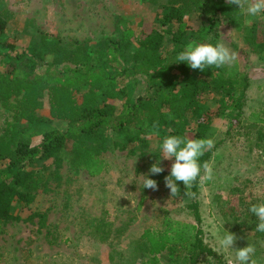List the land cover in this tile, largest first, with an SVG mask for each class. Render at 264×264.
I'll return each instance as SVG.
<instances>
[{
    "label": "rangeland",
    "instance_id": "obj_1",
    "mask_svg": "<svg viewBox=\"0 0 264 264\" xmlns=\"http://www.w3.org/2000/svg\"><path fill=\"white\" fill-rule=\"evenodd\" d=\"M166 2L0 0V10L7 9L14 15L3 37L14 41L17 47L15 51L25 47L23 45L27 44L34 28L37 33L32 34V43L39 41L41 33H46L50 41L59 39L62 45L68 47L73 46L75 39L84 38L83 34L87 36L86 41L96 47L105 38L115 37L117 30L122 32L126 28L134 32V39L140 38L142 31L170 28L162 25L165 12L163 5ZM253 19L262 22L259 23L260 31L264 25V13L251 17L249 22L252 23ZM185 22L188 36L185 48L192 41L200 44L212 39L210 44L213 45L222 42L237 53L235 64L240 72L247 75L243 112L238 124L232 125L227 116L230 111L234 114L230 99L210 89L196 95L202 110L220 108L218 116L212 119L209 130L203 136L213 139L214 144L221 141L208 161L213 167L214 178L199 183L196 197L173 198L165 186L164 172L171 169L175 158H162V143L167 136L192 139L197 118L190 111L186 115L185 129L179 135L171 133V128L166 126L157 129L155 134L138 133L141 140L127 142L123 136L104 132L106 140L98 152L104 169L98 175L92 176L84 169L72 168L66 158L63 161H59L58 157L38 160L28 165L44 178L47 191L37 195L29 206L14 205L13 213L21 220L9 221L2 228L0 264H62L63 261L64 264H106L108 258L100 253L99 246L97 249L95 236L116 235L114 244L119 250L125 247L132 249V244L139 241L145 228L159 225L164 209L169 211L173 219L195 224L191 211L186 208L193 200L199 204L203 241L219 255L215 259L203 254L197 264H235L237 249L248 244L256 248L254 259L257 264H264V233L256 231L259 221L249 211L252 204L264 203V123L253 121L256 118L264 119V58L261 57L264 56V50L259 52L260 56L250 51L242 36L225 24H216L203 42H199L194 39V35L202 24V17L191 14ZM22 29L32 32L25 37L19 35ZM256 32L253 31L254 35ZM2 40L0 73L13 61L16 74L32 76V72L22 69L20 60L4 55ZM86 41L82 40L83 43ZM132 46H137L136 40H133ZM174 49L175 46L166 39L160 53L171 58ZM131 51L130 48L125 56L130 64ZM92 53L93 49L90 50V56ZM182 66L192 70L186 62L177 59L169 70V86L173 92L180 90L184 78ZM41 70L42 66L36 72ZM121 86L128 91V101L146 92V82L141 77H128ZM43 104L37 112L49 118L46 96ZM112 104L119 105V102L113 101ZM10 122L16 123L18 127L16 138L29 139L32 145H38L45 132H63L67 127L66 122L53 119L33 125L15 122L11 113L0 105V135L6 123ZM96 140L98 137H91L86 144L91 145ZM118 143H123L124 148H119ZM159 162L164 171L151 174L150 167ZM5 164L6 161L0 159V169ZM145 177L156 180L158 190L143 188ZM33 211L46 213L44 226L39 225L38 216L32 221L28 220ZM228 231L237 237L234 248L220 250L218 240ZM177 256H180L177 252H163L158 255V261L160 264H184V256L181 255L179 259ZM144 259L139 252L132 258H124L122 253L117 256L118 264L122 260L126 264H140Z\"/></svg>",
    "mask_w": 264,
    "mask_h": 264
},
{
    "label": "trees",
    "instance_id": "obj_2",
    "mask_svg": "<svg viewBox=\"0 0 264 264\" xmlns=\"http://www.w3.org/2000/svg\"><path fill=\"white\" fill-rule=\"evenodd\" d=\"M163 7L162 25L170 28L142 31L140 38L134 39V32L126 28L122 32L117 30L115 37L105 38L96 47L89 41L83 43L77 39L73 41V46L68 47L62 45L59 39L50 41L46 33H41L39 41L17 51L14 41L3 37L7 24L12 20V13L7 9L0 10V39H3L4 55L20 60L22 69L32 72L30 77L18 75L15 63L10 61L7 64L4 72L0 73L1 107L11 113L15 122L23 121L26 125L39 124L48 119L67 124L63 132L47 131L38 145H32L29 139L16 138L19 132L16 123H6L0 135V159L6 161L0 169V234L7 222L21 220L13 213L15 204L29 206L37 195L47 191L44 178L28 167L38 160L58 157L59 161H63L66 158L72 168L84 169L92 176L98 175L104 169L98 158L106 140L104 132L123 136L127 142L141 140L138 133L150 134L154 128L166 126L171 128V133L179 135L185 129L188 111L197 118L192 139L203 138L220 109L202 110L196 95L209 89L232 101L234 114L230 111L227 116L232 125L240 122L247 75L240 72L235 63L228 67H206L204 71H190L182 66L184 78L178 92L170 89L169 70L188 42L187 16L194 14L202 17L195 40L203 42L216 24H225L239 33L250 51L259 56L260 50H264V25L262 27L261 24L262 31H259V23L262 22L257 20L249 24L247 14L225 0H167ZM166 39L175 46L171 58L160 53ZM133 40L137 41L135 47L132 46ZM212 42L210 39L208 43ZM130 48L132 64L125 58ZM40 66L42 70L36 72ZM128 77H141L146 82V92L133 101L126 100L128 91L121 86ZM45 96L49 118L37 113L44 105ZM113 101L119 102V105L112 104ZM253 121L264 123L262 118ZM91 137H98V140L87 145L86 141ZM220 142L200 157L201 164L210 160ZM117 146L124 148L123 143ZM170 170H166L164 175H170ZM177 183L180 192L172 197H186L182 182ZM199 183L198 178L190 190L194 193L192 197L198 195ZM186 208L191 211L195 224L173 219L164 209L159 225L145 228L139 241L131 243L134 248L129 249V254L132 255L127 256L132 258L135 253H141L145 259L140 264H160L158 255L163 252L183 255L184 264H197L203 254L218 259L217 252L203 241L198 201L189 202ZM36 216L39 225L44 226L46 213L33 211L28 220L32 221Z\"/></svg>",
    "mask_w": 264,
    "mask_h": 264
},
{
    "label": "clouds",
    "instance_id": "obj_3",
    "mask_svg": "<svg viewBox=\"0 0 264 264\" xmlns=\"http://www.w3.org/2000/svg\"><path fill=\"white\" fill-rule=\"evenodd\" d=\"M227 4L236 5L238 9L251 17H256L264 13V0H225ZM177 61L186 62L193 70L204 71L205 68L215 66L217 68L232 66L237 60V53L226 47L222 42L215 45L210 43L197 44L195 41L189 42L184 51L177 56ZM158 130L154 128V134ZM214 147V140L211 138L187 139L180 136H167L162 143V158L171 160L175 158L171 165L170 175L165 176V186L170 190L171 196H176L180 192L177 182H182L185 196H194L190 190L198 180L201 183L211 181L214 178L212 165L208 162L200 163V157L206 151ZM164 171L160 162L152 164L149 172L153 175ZM143 188L158 190L157 181L145 177ZM249 211L253 213L258 223L256 231L264 233V203L252 204ZM237 237L227 232L218 240L220 250H228L233 247ZM237 249V248H236ZM256 248L248 244L246 247L238 248L235 253V264H257L254 259ZM232 264V262H230Z\"/></svg>",
    "mask_w": 264,
    "mask_h": 264
},
{
    "label": "crops",
    "instance_id": "obj_4",
    "mask_svg": "<svg viewBox=\"0 0 264 264\" xmlns=\"http://www.w3.org/2000/svg\"><path fill=\"white\" fill-rule=\"evenodd\" d=\"M13 16L14 15L12 14V18H13ZM250 19H251V16L247 15V19L246 20L248 21V23H250L249 22ZM257 20L259 21V19H253V21H257ZM10 21H12V20H10ZM29 21H30V19H29ZM33 26H34V23H33ZM7 27H8V24H7ZM33 31H34L33 33H37L35 28H34ZM31 32H32L31 30L28 32L27 30L22 29L21 33L20 34L18 33V34L19 35H24L25 37H27V33H31ZM32 34H31V36H32ZM83 35H84L83 36L84 38L79 39V40H81V41L85 40L86 41L87 40V38H86L87 36L85 34H83ZM31 36H30V39L27 40L28 41L27 44H24L23 46H27V45L32 44V41H31L32 37ZM260 51H263V50H260ZM1 235H2V233L0 234V236ZM115 237H116V235H113V234L108 235V236H106V235L105 236H101V235L95 236V241L94 242L96 243L97 249H98V246H99L100 253H102V255H104V256H106L108 258L107 261H106V264H118L119 263V261L117 260L118 254L122 253L124 255V258H126L127 255L129 254V251L131 250V248H127V247H125L124 250H119V248H117V246L114 244L115 241H116ZM102 243H104V244H102ZM130 246H131V244H130ZM99 256L102 257L100 254H99ZM123 261H125V260H122L121 264H126V262H123ZM62 264H64V261L62 262Z\"/></svg>",
    "mask_w": 264,
    "mask_h": 264
}]
</instances>
